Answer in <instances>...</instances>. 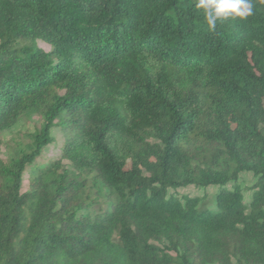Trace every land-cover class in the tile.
Here are the masks:
<instances>
[{"label":"trees","instance_id":"trees-1","mask_svg":"<svg viewBox=\"0 0 264 264\" xmlns=\"http://www.w3.org/2000/svg\"><path fill=\"white\" fill-rule=\"evenodd\" d=\"M197 2L0 0V152L41 119L0 157V264H264V0Z\"/></svg>","mask_w":264,"mask_h":264},{"label":"rangeland","instance_id":"rangeland-1","mask_svg":"<svg viewBox=\"0 0 264 264\" xmlns=\"http://www.w3.org/2000/svg\"><path fill=\"white\" fill-rule=\"evenodd\" d=\"M40 45L45 49H49L45 43L40 42ZM41 124V119L38 114L30 113L21 117L18 123L10 130L2 133L3 145L0 152L1 158L8 156L11 147L15 148L18 144L26 145L31 141L30 135L33 134ZM55 143L47 147L43 155L36 161L37 164L55 160L62 156V146L66 141L67 135L62 131L61 125L57 124L53 129ZM67 163V162H66ZM28 174V173H27ZM29 174L25 178V185L29 186ZM255 177L252 173H244L239 179V187L245 195V202L249 203L253 196V185ZM234 184L231 183L229 187ZM220 191L218 186H210L209 188L201 189L198 187H189L179 190L171 189L170 193L176 197L183 199L186 195L191 197H199L202 200V207L213 209L216 206V195Z\"/></svg>","mask_w":264,"mask_h":264},{"label":"clouds","instance_id":"clouds-1","mask_svg":"<svg viewBox=\"0 0 264 264\" xmlns=\"http://www.w3.org/2000/svg\"><path fill=\"white\" fill-rule=\"evenodd\" d=\"M196 7L204 9L210 29H215L217 19L230 16L245 18L253 12L251 0H198Z\"/></svg>","mask_w":264,"mask_h":264}]
</instances>
